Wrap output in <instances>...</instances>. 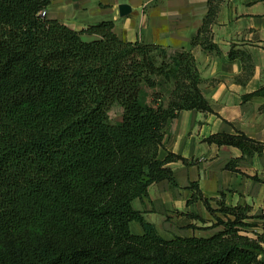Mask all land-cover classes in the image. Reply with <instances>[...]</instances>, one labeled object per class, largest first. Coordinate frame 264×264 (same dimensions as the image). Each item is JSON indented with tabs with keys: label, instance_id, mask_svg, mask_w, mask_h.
<instances>
[{
	"label": "trees",
	"instance_id": "trees-1",
	"mask_svg": "<svg viewBox=\"0 0 264 264\" xmlns=\"http://www.w3.org/2000/svg\"><path fill=\"white\" fill-rule=\"evenodd\" d=\"M50 3L0 0V264H264V215L248 205L212 208L192 183L221 229L170 238L133 207L187 162L158 157L166 124L212 112L191 51L124 41L111 20L76 31L41 16ZM205 140L264 151L241 132Z\"/></svg>",
	"mask_w": 264,
	"mask_h": 264
},
{
	"label": "crops",
	"instance_id": "crops-1",
	"mask_svg": "<svg viewBox=\"0 0 264 264\" xmlns=\"http://www.w3.org/2000/svg\"><path fill=\"white\" fill-rule=\"evenodd\" d=\"M121 4L131 9L125 16L119 15ZM47 17L76 31L111 20L124 41L159 45L169 53L191 51L212 112L182 110L166 124L158 157L173 153L187 162L168 163L174 182L151 184L146 196L133 201L161 236H210L221 229L210 228L215 221L193 198L192 183L212 208L220 201L248 205L250 215H264V151L246 155L205 140L241 132L264 143V0H51ZM252 221L257 224L253 231L261 232L264 216ZM130 229L142 233L138 222Z\"/></svg>",
	"mask_w": 264,
	"mask_h": 264
},
{
	"label": "rangeland",
	"instance_id": "rangeland-1",
	"mask_svg": "<svg viewBox=\"0 0 264 264\" xmlns=\"http://www.w3.org/2000/svg\"><path fill=\"white\" fill-rule=\"evenodd\" d=\"M110 119L114 123L120 121V108L118 106H114L110 111ZM204 230L205 229H203V231Z\"/></svg>",
	"mask_w": 264,
	"mask_h": 264
},
{
	"label": "water",
	"instance_id": "water-1",
	"mask_svg": "<svg viewBox=\"0 0 264 264\" xmlns=\"http://www.w3.org/2000/svg\"><path fill=\"white\" fill-rule=\"evenodd\" d=\"M130 7H129V5H127V4H121V5H119V15L120 16H125V15H127L129 12H130Z\"/></svg>",
	"mask_w": 264,
	"mask_h": 264
},
{
	"label": "built area",
	"instance_id": "built-area-1",
	"mask_svg": "<svg viewBox=\"0 0 264 264\" xmlns=\"http://www.w3.org/2000/svg\"><path fill=\"white\" fill-rule=\"evenodd\" d=\"M46 13H47L46 11H42V12H41V16H45Z\"/></svg>",
	"mask_w": 264,
	"mask_h": 264
}]
</instances>
